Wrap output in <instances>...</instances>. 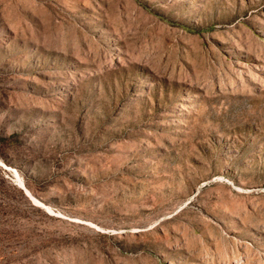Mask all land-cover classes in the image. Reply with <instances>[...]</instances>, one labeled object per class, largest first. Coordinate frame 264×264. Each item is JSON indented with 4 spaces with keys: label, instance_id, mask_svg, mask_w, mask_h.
<instances>
[{
    "label": "rangeland",
    "instance_id": "rangeland-1",
    "mask_svg": "<svg viewBox=\"0 0 264 264\" xmlns=\"http://www.w3.org/2000/svg\"><path fill=\"white\" fill-rule=\"evenodd\" d=\"M0 264H264V0H0Z\"/></svg>",
    "mask_w": 264,
    "mask_h": 264
}]
</instances>
